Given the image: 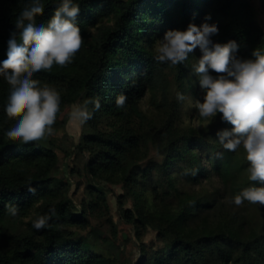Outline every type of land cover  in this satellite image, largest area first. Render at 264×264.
I'll return each mask as SVG.
<instances>
[{"label":"trees","instance_id":"16d2710c","mask_svg":"<svg viewBox=\"0 0 264 264\" xmlns=\"http://www.w3.org/2000/svg\"><path fill=\"white\" fill-rule=\"evenodd\" d=\"M167 37L202 50L197 90L220 85L209 125L178 137L140 108L153 90V106L172 104V62L155 49ZM29 101L26 114L19 104ZM71 104L88 113L91 131L76 149L88 153L92 178L139 184L125 172L146 142L164 158L146 166L142 184L162 210L122 216L153 227L168 251L133 263L93 247L75 231L91 230L84 210L50 185L56 153L0 140V264H264V28L248 0H0V133L37 128L32 118ZM96 194L101 204L91 208L106 218L108 202ZM227 195L241 204L238 215L216 206Z\"/></svg>","mask_w":264,"mask_h":264},{"label":"rangeland","instance_id":"374dc122","mask_svg":"<svg viewBox=\"0 0 264 264\" xmlns=\"http://www.w3.org/2000/svg\"><path fill=\"white\" fill-rule=\"evenodd\" d=\"M248 1L254 14L255 23L259 28H264V11L260 0ZM204 41L210 42L211 36H205ZM155 49L161 56L172 62L167 68L168 99L172 104L161 109L153 106V103H156L155 98L158 96L155 95V90L148 91L140 100L142 112L155 127L167 124L170 134L174 137H178L181 133L199 132L207 127L212 120L213 101L218 95L216 90L220 87V85L214 84V90L208 94L197 90V85L204 84L203 77L207 67L200 57L202 50L196 51L194 47H190L184 51L179 39L169 37L157 43ZM181 60H184L187 67L186 70L183 65L185 70L183 77L179 76V70L175 69ZM34 105L31 101L22 102L19 104V109L26 114H31L35 110ZM87 115L88 113L86 116L84 115L77 104L66 105L59 114L32 118L34 122H39L40 126L37 128L35 126L28 127L27 131L21 134L18 132L0 133V140L32 141L39 146H48L56 153L57 161L50 172V185L54 191L72 202L78 211L84 210L90 220L91 230L81 231V233L75 231L78 235L82 234L84 238L94 243L93 247H101L104 252L133 263L145 256L151 257L167 253V247L158 239L153 227L137 228L128 224L122 216V211L128 208L144 214L151 207L147 215L152 214V211L162 210L160 203H154L150 188L142 187V184L147 176L146 166L152 161L164 162V158L153 149L150 142H146L142 145L143 149L138 155L142 157L132 158L125 172L126 176L134 174L133 179H138L139 184L135 183V185L129 186L123 182L124 179L111 181L103 177L92 178L86 170L89 161L88 153L81 154L76 149L77 144L80 143L81 135L91 131L84 129V118ZM43 122H50L52 125L41 127ZM172 168L173 166L169 167L170 170ZM216 187L220 186L216 185ZM193 188H198V186H193ZM97 192L102 193L108 202L109 210L106 218L95 217L96 212H93L91 208L95 204H101ZM227 192L229 191L227 190ZM118 199L122 201L120 205L117 204ZM216 206L236 213L241 204L227 195ZM108 219L111 220L116 235H113L112 228L107 223ZM27 220L25 219V221ZM18 225L20 227L22 224ZM244 231L246 232V229ZM262 250H264V245Z\"/></svg>","mask_w":264,"mask_h":264}]
</instances>
